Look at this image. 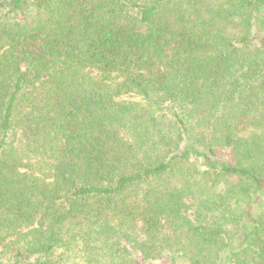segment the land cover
Masks as SVG:
<instances>
[{
    "label": "trees",
    "instance_id": "trees-1",
    "mask_svg": "<svg viewBox=\"0 0 264 264\" xmlns=\"http://www.w3.org/2000/svg\"><path fill=\"white\" fill-rule=\"evenodd\" d=\"M135 253L264 264V0H0V264Z\"/></svg>",
    "mask_w": 264,
    "mask_h": 264
},
{
    "label": "rangeland",
    "instance_id": "rangeland-1",
    "mask_svg": "<svg viewBox=\"0 0 264 264\" xmlns=\"http://www.w3.org/2000/svg\"><path fill=\"white\" fill-rule=\"evenodd\" d=\"M218 154L223 157L226 160H229V152L227 149H223L218 152ZM135 259L139 264H169L168 260L166 258H159L154 260H143L140 254L135 253L134 254Z\"/></svg>",
    "mask_w": 264,
    "mask_h": 264
}]
</instances>
